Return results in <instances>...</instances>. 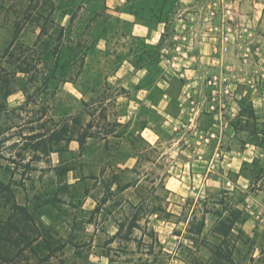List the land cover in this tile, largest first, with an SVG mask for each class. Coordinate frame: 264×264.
I'll use <instances>...</instances> for the list:
<instances>
[{"label": "crops", "instance_id": "crops-1", "mask_svg": "<svg viewBox=\"0 0 264 264\" xmlns=\"http://www.w3.org/2000/svg\"><path fill=\"white\" fill-rule=\"evenodd\" d=\"M103 5L105 12L120 25V51L133 53L126 41L139 40L155 54V59L150 58L144 61V65H137L132 55L123 59L115 71V77L120 80L124 91L125 111L120 117V123L128 126V131L117 137L103 135L102 144H98L101 156L84 153L86 145H90L86 141L92 139L87 135L81 146L74 138L55 146L48 157L39 154L30 162L33 170L27 176L41 173V165L49 164L53 168L66 166L65 179L70 191L64 197L72 209L76 210L78 207L87 215L84 226L91 228L88 251L85 255L83 247L76 254L72 251L71 261L64 264H113L117 257L142 255L140 250L127 249L130 243L135 246L141 241L140 237L136 238L135 231L142 229V218L136 216L132 222L126 220L136 213L137 204L121 197L140 181L136 178L134 184L127 181L121 184L118 174L121 171L133 173L140 158L137 154H130L120 157L121 162H113L112 150L115 145L110 142L111 138L119 139L120 146H132L140 140L153 148L164 132L180 136L178 139L176 135L175 139L170 138L169 144L186 145L190 149V156L181 162L182 171L165 177L164 189L170 196L189 195L196 203L201 204L209 195L229 199L239 192H247L245 182L247 183L248 178L243 174L242 167L251 163V158L247 152L238 150L237 134L240 130L234 126L233 119L241 108L244 97L241 90L244 88L242 82L246 80L239 77V73L246 71L248 63L235 59L231 49L221 56L212 54L210 40L205 38L208 21L204 1L103 0ZM236 7L234 5L226 16H236ZM263 34L256 29L252 32L260 56L264 52V44H261V41L264 42ZM109 35L104 33L102 39L101 49L104 51L109 49ZM176 46L180 48L178 54L175 53ZM153 68L162 71L160 76L154 77L149 72ZM213 77H217V81H213ZM222 77L228 78L227 83L221 81ZM24 100V94L20 90L6 96L3 112L8 113L20 107ZM4 118L1 114L0 159L8 163L7 159L14 158L12 153L25 142L21 136L28 135L29 130L23 124L19 127L7 126L1 120ZM44 119L43 117L39 124ZM43 129L38 127L37 130L34 129V133H40ZM85 129L91 130V127ZM185 134L188 135L184 137ZM244 146L249 145L246 143ZM72 154H76L79 163L90 164L88 169L91 172L83 174L80 168L77 170L73 167L70 162L74 160ZM26 155L22 163L30 161V155ZM90 158L94 159L91 163L87 161ZM40 178H37L38 182ZM79 186L81 190L77 189ZM181 200L184 201L185 197ZM123 204L134 212H123ZM216 206L217 208L202 210L199 218L202 224L198 233L192 229L194 208L190 211V215L182 221V232L170 236L177 239L174 242L176 247L166 250L161 246L167 254L166 264H192L194 259L208 264L209 250L218 246L229 248L233 264H264L261 248L258 253L241 250L245 244L239 236H246L244 241L252 237L249 219L244 216L243 211L234 206H226L223 202ZM117 211L120 216L113 217ZM232 211L238 212L236 219L231 215ZM103 212H107L106 217H102ZM118 228L122 230L121 235L129 228V239L118 237ZM98 233L106 236L101 245L97 240ZM150 233L157 251L154 256L152 251L144 252L146 257H152L145 263L158 264L161 244L156 233L153 230ZM199 248L207 250L206 258L196 256L193 252ZM182 250H187V253L183 255Z\"/></svg>", "mask_w": 264, "mask_h": 264}, {"label": "rangeland", "instance_id": "rangeland-1", "mask_svg": "<svg viewBox=\"0 0 264 264\" xmlns=\"http://www.w3.org/2000/svg\"><path fill=\"white\" fill-rule=\"evenodd\" d=\"M10 2L12 3L11 11L0 17V54L13 37L12 21L16 18L18 10H23L29 3L31 7L37 3L45 17L66 27L72 33V37L83 42L87 48V57L80 78L75 84H63L61 86L53 81L48 92L49 94L54 93V96L48 98L47 102L50 104V115L54 116V120L58 121L60 125L62 120L77 118L86 135L92 137L91 140L86 141L90 145H86L84 153L97 157L101 156L102 153L98 144H102L103 135L117 137L128 131V126L120 123V117L125 111L124 91L120 86V80L115 77V71L121 61L127 57L133 55V60L136 61L137 65H144V61L150 58L155 59V54L143 42L134 39L126 41L134 51L133 53L120 51V25L105 12L103 0H10ZM236 6L235 12L239 15L250 16L252 27L263 34L264 0H237ZM70 16L73 18L71 27L68 26ZM36 33L37 30L33 24H26L14 38L17 41L16 46L30 48ZM104 33L110 34L109 37L111 38L108 45L109 49L105 51L101 49ZM261 44L264 42L261 41ZM18 52L19 50H15L16 56ZM179 52L175 53L178 54ZM33 54L36 53L29 51L27 57L31 59ZM150 71L154 77H158L162 73L156 68L149 69ZM239 74H241L239 77L246 81L242 82L244 88L241 93L244 94V97H242L241 108L233 119L234 126L240 130L237 134L238 150L247 152L251 162L256 161L255 166L247 163L242 167L243 174L248 178L247 183L245 182L247 192L245 194L239 192L229 199L209 195L201 204L196 203L193 197H189V195L170 196L164 189L165 177L182 171L181 162L190 156V149L186 145L169 144L170 138L175 139L176 135L178 139L180 136L164 132L160 134L158 144L153 148L140 140L132 146L126 144L120 146L119 142L121 141L119 139L111 138L110 142L117 146V148L114 146L112 150L113 162H121L122 158L120 157L130 154H137L140 158L138 165L133 169V173L121 171L118 174L121 177V184L124 181L134 184L136 178L137 181H140L137 186H133L121 197L123 199L128 198L137 204L136 215L142 218L141 226H145L140 231H135L136 238L140 237L141 241L135 246L131 243L127 246L128 251L137 249L142 252V255L122 256L119 259L117 257L113 264H149L145 262H149L152 257H146L144 252L152 251L154 256L157 251L154 240L151 239V230L158 236L160 246L166 250H172L176 247L174 242L177 239L170 236L182 232L184 228L182 221L190 215L193 208L196 217L195 222H199L202 210L217 208L216 205L222 202L226 206L230 205L238 208L237 210L241 209L244 216L249 219L252 237H248L247 241H244L246 236H239L245 244L241 250L258 253L261 248L264 253V52H261V56L248 64L246 71L243 70ZM86 124L90 125L91 130L85 129ZM187 135L185 134L184 137ZM186 140L189 142L188 139ZM246 143L249 145L248 147L244 146ZM20 148H16V151L18 152ZM12 154L14 155V152ZM24 156L26 159L27 155ZM75 156L76 154H72L74 160L68 159L71 165L77 170L80 168L83 174L90 173L91 170L88 169L90 164L79 163ZM87 161L91 163L94 159L90 158ZM11 168L13 166L7 165L5 161L0 159V180L5 183L9 181L13 184V187L10 188L14 191L15 202L21 205L24 203L25 194L29 198L37 192H45L50 195L60 183L54 175V170L52 171V165L49 164L41 165V173H32L31 177L27 176V173L24 175L26 171L19 167L17 171L13 170L12 176L14 177L10 179ZM61 168L62 166L59 167V169ZM38 177H41L39 182L37 181ZM77 189L81 190V187L79 186ZM2 196L6 195L3 194ZM182 197H185L184 201L181 200ZM2 202L3 200L0 198V204ZM57 206L65 213L54 211L50 206L42 208V211L44 210L51 217L49 221L46 220V226L50 228L52 233H58L63 239L72 236L73 239H77V241L75 240L77 243L78 240L85 242L86 245L81 246L85 255L88 251V242L91 239L89 233L91 228L84 226L87 215L72 209L68 203L67 206L60 204ZM122 206L125 208L123 212L126 214L134 212L129 206L125 207L124 204ZM0 212H2L0 217L5 218L9 212V207L4 210L0 209ZM106 214L107 212H103L102 217H106ZM62 215H67V218ZM114 216L118 218L120 212L117 211ZM193 228L194 226H192ZM100 233H98L97 240L101 245L106 240V236ZM71 244L65 247L61 257L65 263H69L72 259L73 248ZM193 252L197 254L196 256H203L204 258L208 256L205 248H199ZM182 253L185 255L187 250H182ZM164 258L166 259V256Z\"/></svg>", "mask_w": 264, "mask_h": 264}, {"label": "trees", "instance_id": "trees-1", "mask_svg": "<svg viewBox=\"0 0 264 264\" xmlns=\"http://www.w3.org/2000/svg\"><path fill=\"white\" fill-rule=\"evenodd\" d=\"M30 7L29 3L23 10H18L16 18L12 21L13 37L0 54V117L1 114L5 116L1 120L7 123V126L19 127L23 124L29 130L28 135L21 136L25 142L18 152L12 154L14 158L7 159V165L13 166L10 179L14 177L13 170L17 171L19 167L26 171L24 175L32 171L30 162L39 154L48 157L55 146L74 138L81 146L88 137L77 118L62 120L61 125L54 120L49 114L50 104L47 102L48 98L54 96V93L48 92L53 81H56L58 86L76 82L84 65L87 48L83 42L75 40L66 27L45 17L37 3ZM11 9L10 0H0V17ZM28 23L33 24L38 31L32 46L30 48L16 46L17 41L14 38ZM72 24L73 18L70 16L68 26L71 27ZM15 50H19L17 56ZM29 51L36 53L31 59L27 57ZM17 90L24 94L23 104L8 113L3 112L4 98ZM43 117L45 119L39 124ZM38 127L44 128L43 131L34 133V129L37 130ZM89 127V124L85 125V128ZM27 153L31 159L22 164ZM255 163L256 161H253L251 165L255 166ZM59 167L53 168L55 177L60 181L56 190L50 195L37 192L30 198L25 194L22 205L15 202L14 191L10 188L13 184L0 180V198L3 200L0 209L9 207L7 216L0 217V264H64L61 257L66 246L72 243L73 253L76 254L81 246L86 245L81 240L77 243V239H73L72 236L63 239L58 233H52L45 224L51 217L42 211L43 207L50 206L54 211L65 213L57 204L67 206L64 196L70 191V186L65 179L66 166H62L61 169ZM23 191L25 193V190ZM3 194L6 196H2ZM77 208L76 210L80 211ZM136 214L137 211L126 220L132 222ZM231 215L236 219L238 212L232 211ZM62 216L67 218V215ZM195 219L194 217L192 226L195 233H198L202 223L195 222ZM121 231L118 228L117 236L129 239L131 230L128 228L123 235ZM209 251L208 264H233L229 248L218 246ZM158 252L163 257L159 256L157 263L166 264L164 256L167 254L160 245ZM192 264L205 263L194 259Z\"/></svg>", "mask_w": 264, "mask_h": 264}, {"label": "built area", "instance_id": "built-area-1", "mask_svg": "<svg viewBox=\"0 0 264 264\" xmlns=\"http://www.w3.org/2000/svg\"><path fill=\"white\" fill-rule=\"evenodd\" d=\"M203 1L208 21L205 38L210 40L213 55L221 56L231 49L235 59L248 64L260 56V50L252 38L255 28L251 25L250 16H226V13L236 6L237 0ZM179 51V46H176L175 52ZM212 79L217 81V77ZM221 81L227 83L228 78L222 77Z\"/></svg>", "mask_w": 264, "mask_h": 264}]
</instances>
